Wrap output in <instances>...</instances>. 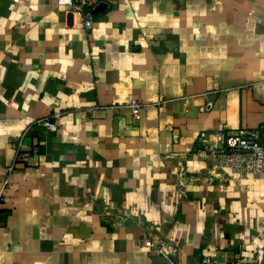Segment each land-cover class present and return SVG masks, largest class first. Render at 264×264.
Returning a JSON list of instances; mask_svg holds the SVG:
<instances>
[{
	"label": "crops",
	"instance_id": "obj_1",
	"mask_svg": "<svg viewBox=\"0 0 264 264\" xmlns=\"http://www.w3.org/2000/svg\"><path fill=\"white\" fill-rule=\"evenodd\" d=\"M57 1L0 0V264H264V173L197 154L264 142V0Z\"/></svg>",
	"mask_w": 264,
	"mask_h": 264
},
{
	"label": "built area",
	"instance_id": "obj_2",
	"mask_svg": "<svg viewBox=\"0 0 264 264\" xmlns=\"http://www.w3.org/2000/svg\"><path fill=\"white\" fill-rule=\"evenodd\" d=\"M19 2V0H14ZM57 4L68 8L69 12L81 22V28L85 31L93 30L94 14L89 2L84 0H58ZM127 107L132 110L136 120L141 118L142 105L138 101H131ZM213 102L208 101L204 110L210 112ZM48 129L55 128V123L50 120L42 121ZM28 129L22 134L16 148V157L13 170L16 165L26 164L32 153H38L39 147L33 146L30 150H23L24 139ZM199 149L197 154L212 164L213 171L223 172L230 170L238 176L237 181L246 175H258L264 173V142L257 135L243 132L229 133L228 135H217L215 142L211 143L207 133H201L197 140ZM152 247V241L146 243ZM162 251H159L161 253ZM202 264H245L242 261L227 263L212 257H205ZM257 264V263H252Z\"/></svg>",
	"mask_w": 264,
	"mask_h": 264
}]
</instances>
